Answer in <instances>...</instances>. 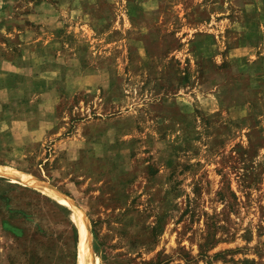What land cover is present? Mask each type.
Listing matches in <instances>:
<instances>
[{"label": "rangeland", "instance_id": "rangeland-1", "mask_svg": "<svg viewBox=\"0 0 264 264\" xmlns=\"http://www.w3.org/2000/svg\"><path fill=\"white\" fill-rule=\"evenodd\" d=\"M0 166L88 264H264V0H0ZM81 244L0 177V264Z\"/></svg>", "mask_w": 264, "mask_h": 264}, {"label": "bare ground", "instance_id": "bare-ground-1", "mask_svg": "<svg viewBox=\"0 0 264 264\" xmlns=\"http://www.w3.org/2000/svg\"><path fill=\"white\" fill-rule=\"evenodd\" d=\"M0 177H9L17 181L18 183H22L24 185L32 187L33 189H35V191L41 193L57 204L71 210L77 216L82 232V244L79 248V256L76 264H88L90 256V244L92 240L89 224L90 222H88V219L86 218L84 213L76 207V205L69 197L55 191L47 184L39 182L29 174L17 171L7 166H0Z\"/></svg>", "mask_w": 264, "mask_h": 264}]
</instances>
